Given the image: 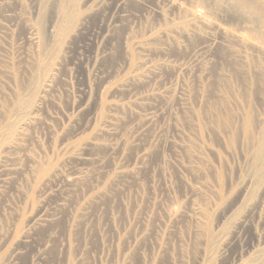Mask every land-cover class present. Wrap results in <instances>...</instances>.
Instances as JSON below:
<instances>
[{
  "label": "rangeland",
  "instance_id": "obj_1",
  "mask_svg": "<svg viewBox=\"0 0 264 264\" xmlns=\"http://www.w3.org/2000/svg\"><path fill=\"white\" fill-rule=\"evenodd\" d=\"M193 1L0 0V264H247L264 249V180L240 193L259 148L199 123L225 99L240 128L249 107L264 128V69L247 66L264 46L232 4ZM182 6L201 18L185 31ZM220 46L262 80L252 98L218 88ZM195 226L216 236L208 255Z\"/></svg>",
  "mask_w": 264,
  "mask_h": 264
},
{
  "label": "bare ground",
  "instance_id": "obj_2",
  "mask_svg": "<svg viewBox=\"0 0 264 264\" xmlns=\"http://www.w3.org/2000/svg\"><path fill=\"white\" fill-rule=\"evenodd\" d=\"M17 1V0H16ZM60 1V0H59ZM91 1V0H90ZM184 1V0H183ZM189 1H191V0H189ZM193 1V0H192ZM195 1H197L198 3H199V8H200V6H201V8H202V6L203 5H200V3H202V4H207V2H209L208 0H194L193 1V3H195ZM217 1V0H216ZM215 0H214V2H216ZM219 2H223L224 4H226V3H228V4H232L233 6L232 7H234L235 9H238V11H240V12H242V13H244L245 14V16H244V18L246 17L247 18V23L248 24H251V30H249V27H247L246 29L247 30H249L248 31V36H250V39H252V40H254V41H257V40H259L261 43H262V45L264 46V34H262V33H260V28L262 27V26H264V18L261 20V17H263L262 15H256V12L255 11H257V10H253V11H250V9H249V6L251 7V9H253V8H255L257 5H255L254 3H252V2H254V0H245V1H242V2H240L239 4H240V6H236V5H234V3L235 4H238V2H236V1H234V0H218ZM179 2V1H178ZM186 2H188V1H186ZM196 2V3H197ZM197 3V4H198ZM175 4V3H174ZM184 3H182V5H183ZM204 4V5H205ZM209 4V3H208ZM218 5L219 4H221V3H217ZM250 4V5H249ZM257 4H258V0H257ZM262 4H263V2H262ZM178 5V4H177ZM187 5V4H186ZM190 5V4H189ZM222 5V4H221ZM255 7H254V6ZM259 5V4H258ZM184 6H185V4H184ZM188 6V5H187ZM192 6H193V4H192ZM191 6V8H190V6H189V8H190V10H188V7H186V10L183 8V6L182 7H180V16H178V17H180V19L181 20H185L186 22L184 23V28H182V30L184 29V31H185V29H186V27L187 28H190V24L192 23H196V22H193V21H198L199 19L201 20V18L199 17V14L197 13V12H194L195 11V9H194V11L192 10V7ZM197 6V5H196ZM222 6H224V5H222ZM64 7V6H63ZM67 7V6H66ZM175 7H177L176 6V4H175ZM229 7H231V6H229ZM258 7H261V6H258ZM69 8V6L66 8V9H68ZM184 10H183V9ZM195 8V7H194ZM207 8V7H206ZM5 9V8H4ZM65 9V8H64ZM73 9V8H72ZM178 10H179V8H177ZM177 9H176V11H177ZM209 9H212V13H211V11H209V13L208 14H210V15H212L213 14V12H215L217 15H218V13H217V10L218 11H220L218 8H211V7H209ZM222 9V8H221ZM263 10H264V6H263V8H262ZM204 10V9H203ZM259 10V9H258ZM262 10V11H263ZM69 11V13H70V9L68 10ZM206 11V10H205ZM238 11H236V12H238ZM260 11V10H259ZM261 11V12H262ZM38 12V11H37ZM71 12H72V10H71ZM208 12V11H207ZM225 12V11H224ZM223 12V13H224ZM229 13H230V11H228ZM73 13H75V12H73ZM214 13V14H215ZM241 13V14H242ZM257 13H258V11H257ZM71 14V13H70ZM206 14V13H205ZM204 14V15H205ZM215 14V15H216ZM231 14V13H230ZM237 14V13H236ZM73 15V14H72ZM174 15V14H173ZM226 15V14H225ZM228 15V14H227ZM264 15V14H263ZM206 16V15H205ZM209 16V15H208ZM204 17V16H203ZM213 17H214V15H213ZM212 17V18H213ZM215 17H217V16H215ZM227 17V16H226ZM229 17L230 16H228V19H229ZM242 17V16H241ZM210 18H211V16H210ZM210 18H208V20H210ZM218 18V17H217ZM225 18V17H224ZM220 19V18H219ZM242 19V18H241ZM177 20V19H176ZM199 20V22H201ZM217 20V19H216ZM85 21V20H84ZM210 21H212V20H210ZM210 21H208V22H210ZM238 21V20H237ZM207 22V21H206ZM215 22H217V21H215ZM229 22V21H228ZM183 24V23H182ZM196 24H198V23H196ZM203 24V23H202ZM214 24H216V23H214ZM217 24H219V23H217ZM216 24V25H217ZM221 24H222V22H221ZM230 24V23H229ZM235 24H237V23H235ZM234 24V25H235ZM80 25L82 26V24L80 23ZM199 25H201V24H199ZM197 26V25H195V26H197V28H195V29H199L200 28V26ZM205 25H206V23H205ZM240 25V24H239ZM181 26V25H180ZM179 26V27H180ZM189 26V27H188ZM207 26V25H206ZM206 26H204V28H206ZM213 26V25H212ZM212 26H210L209 25V27H212ZM215 26V25H214ZM222 26V25H221ZM227 26V25H226ZM225 26V27H226ZM182 27H183V25H182ZM222 27H224V26H222ZM224 27V28H225ZM232 27V26H231ZM236 27V26H235ZM237 27H238V25H237ZM178 28V27H177ZM181 28V27H180ZM219 28H221V27H219ZM245 28V27H244ZM172 29V28H171ZM201 30H202V26H201V28H200ZM211 29V28H210ZM212 29H214V27L212 28ZM232 29H234V26H233V28ZM236 29L237 28H235L233 31H236ZM241 29V28H240ZM175 30V29H174ZM189 29H187V31H188ZM217 30V29H216ZM242 31L244 30L243 28L241 29ZM181 31V30H180ZM197 31V30H196ZM203 31V30H202ZM219 31V30H218ZM222 32H223V29L221 30ZM208 32V31H207ZM206 32V33H207ZM226 32V31H225ZM224 32V34L226 35V33ZM228 32V31H227ZM237 32V31H236ZM238 32H240V31H238ZM178 34H180L179 32H177ZM195 33V32H194ZM199 34L201 33L200 32V30H199V32H198ZM203 33V32H202ZM205 33V34H206ZM218 33V32H217ZM220 33V32H219ZM231 33V32H230ZM181 34H182V32H181ZM190 33H188L187 35H189ZM192 34V33H191ZM209 34V33H208ZM224 34L222 33V40H221V42L219 41V40H217V42L219 41L220 43H222L224 40L223 39H226L227 38V36H228V34L226 35V36H224ZM232 35H230V36H232L233 37V35H234V32L233 33H231ZM175 35H177L176 33H175ZM193 35V34H192ZM210 35H212V33L210 34ZM235 35H237L236 33H235ZM240 35V34H239ZM194 36V35H193ZM192 36V37H193ZM215 36V35H214ZM195 37V36H194ZM193 37V38H194ZM203 37H204V35H203ZM208 36H206V38H207ZM210 37V36H209ZM213 37V35L210 37V38H212ZM216 37V36H215ZM236 37H238V36H236ZM245 37V36H244ZM196 38V37H195ZM231 38V37H230ZM230 38H228V40L230 39ZM235 37H233V39L232 40H236V39H238V38H235ZM182 39V38H181ZM209 39V38H208ZM214 38H212V40H213ZM216 39V38H215ZM230 39V40H231ZM240 39V38H239ZM206 40V39H205ZM211 40V39H210ZM210 40H208V41H210ZM211 40V41H212ZM227 40V39H226ZM226 40H225V42H223L225 45H222V46H228L229 45V47L230 48H232L233 47V45H232V47H231V45L230 44H226L227 42H226ZM242 40L244 41V44L247 42L246 41V39H243L242 38ZM242 40L240 39V41H241V43H242ZM186 43V42H185ZM192 43H198V41H193ZM208 43V42H207ZM230 43H231V41H230ZM234 43V42H233ZM232 43V44H233ZM248 43H250L249 41H248ZM252 43V42H251ZM250 43V45H252ZM210 44H212V43H210ZM209 44V45H210ZM206 45V44H205ZM218 45V44H217ZM238 46H241V44L240 45H237V48H238ZM242 46H243V44H242ZM196 47V46H195ZM236 46H234V48H235ZM244 47V46H243ZM207 48H208V46H207ZM209 48H210V46H209ZM214 48H216V46H214ZM227 48V47H226ZM229 48V49H230ZM234 48H233V50H234ZM236 48V49H237ZM245 48V47H244ZM243 48V49H244ZM249 48L251 49V51L252 52H254L255 54H252L251 53V51H250V54L251 55H255L256 57H257V59H258V64H256V62L254 61L255 60V58L256 57H252L251 56V58H250V64H247V66L249 65V67L251 66V68H252V65L255 67V66H260V67H262V70L264 69V48L263 47H258V46H256V45H252V46H249ZM202 49V48H201ZM239 49H241V52H242V47H240ZM227 50V49H226ZM226 50H224V49H222L221 48V46H220V49L218 50V51H216V53L218 54V57L217 58H219L220 59V63H219V65H218V67H217V69H215V70H213V77L215 78V80H218V82L220 83V85H219V89L222 91V89L224 88V90H228V92L230 91L231 92V86H230V82H235V83H237V85L239 84L240 86H239V92H237V90L235 89L234 91H236L237 92V94H239L238 96H240L241 94L240 93H247V94H249L250 93V95H249V97H251V95L252 96H254V91H256V88L258 87V85H259V82H261L262 83V80H260V78H259V76H256V73L253 71V69H251V68H249L248 70L246 69V68H248V67H242V68H244V70H246L247 71V73L242 69H240L241 67H240V64H241V62H239L238 61V59H236L237 57H238V55H241L242 54V57L244 56L243 55V53H241V54H239L238 52H237V50H236V52L238 53V55H237V57L235 58L234 56L233 57H231L229 54H227L226 53ZM245 50H247V49H244V51L243 52H245ZM231 51V50H230ZM235 51V50H234ZM247 51H249V50H247ZM214 52V51H213ZM236 52H235V56H236ZM229 53V52H228ZM247 53V52H246ZM204 54V53H203ZM231 54V53H230ZM245 54V53H244ZM248 54H249V52H248ZM249 54V55H250ZM196 55V54H195ZM210 55V54H209ZM215 55V54H214ZM202 56V55H201ZM213 56V55H212ZM216 56V55H215ZM248 56V55H247ZM214 57V56H213ZM212 58V57H211ZM247 58V57H246ZM246 58H245V60H246ZM214 59H215V57H214ZM242 59H244V58H242ZM136 60V59H135ZM138 60V59H137ZM209 60H211V59H209ZM216 60V59H215ZM240 60V59H239ZM248 60V59H247ZM205 61V60H204ZM244 61V60H243ZM242 61V62H243ZM193 62V61H192ZM244 62H246V61H244ZM204 63V62H203ZM247 63H249V62H247ZM246 64V63H245ZM136 65V64H135ZM137 65H138V63H137ZM209 65V64H208ZM244 66H246V65H244ZM207 67V66H206ZM240 67V68H239ZM208 68V67H207ZM261 70V69H260ZM209 71V70H208ZM216 71H218V72H216ZM259 73V72H258ZM262 73V72H261ZM264 73V72H263ZM261 76V75H260ZM210 77V76H209ZM212 77V78H213ZM262 77V76H261ZM211 78V79H212ZM209 79V78H208ZM263 79V78H262ZM260 80V81H259ZM208 83V82H207ZM209 84V83H208ZM263 84H264V82H263ZM262 84V87H264V85ZM205 85V84H204ZM211 85V84H210ZM210 85H209V87H210ZM260 86V85H259ZM193 87V86H192ZM201 87H203L204 88V86H201ZM208 86L207 87H205V88H209ZM220 87H223V88H220ZM203 88H202V90H203ZM234 88V87H233ZM238 88V87H237ZM199 89V90H198ZM198 89H196V90H198L199 92H200V88L198 87ZM210 89V88H209ZM217 89V88H216ZM260 89H261V86H260ZM264 89V88H263ZM22 90V89H21ZM219 90V91H220ZM233 90V89H232ZM26 91V90H25ZM197 91V92H198ZM207 90L205 89V92H206ZM233 91V92H234ZM263 91V90H262ZM261 90H260V92H262ZM194 92V91H193ZM203 92V91H202ZM23 93V92H22ZM217 93V92H216ZM224 93V92H223ZM223 93H221V95H224V96H227V94L225 95V94H223ZM236 93H233V95L232 96H236L235 95ZM258 94H259V92H258ZM262 94V93H261ZM24 95H26V94H24ZM23 95V96H24ZM205 95H208V94H206L205 93ZM218 95H220V93L218 94ZM217 95V96H218ZM220 95V96H221ZM229 95V94H228ZM257 95V94H256ZM22 96V95H21ZM22 96V97H23ZM214 96H215V94H214ZM238 96H236V98L238 97ZM219 97V96H218ZM241 97V96H240ZM262 97V96H261ZM260 97V98H261ZM264 97V96H263ZM26 98V97H25ZM220 98V97H219ZM225 98V97H224ZM227 98V100H228V98H229V100H231V98H230V96L228 97H226ZM235 98V99H236ZM248 97H246V99H247ZM252 98V97H251ZM21 99V98H20ZM24 99V98H23ZM214 99V98H213ZM234 98H232V100H233ZM242 98H240V100H241ZM248 99H250V98H248ZM18 100H19V97H18ZM237 100V99H236ZM237 101V103L238 102H241V101ZM251 100V99H250ZM20 101V100H19ZM22 102H24V101H26V100H21ZM36 101V100H35ZM215 101H217V100H211L210 98H207V106L205 107V109H203V110H200V114H199V123H200V127H201V131L202 132H209V127L211 126V124H214V125H216V126H214V125H212L214 128L215 127H218V128H216V130H218L219 132L221 131L222 133H224V131H226L227 133H228V131L230 132V133H228L229 135V142H230V144H237L236 142H237V140L239 139V133H240V131L242 130L243 131V133L245 134V138H246V140H247V143L248 144H252L253 146H254V149L256 148H259V150H261L260 151V155H258V151L257 150H255V151H257V152H255V153H257V158H256V154L254 153V151H253V158L251 159H248L249 160V162H248V160H247V162H248V168H246L245 169V176H247V179L248 178H250L251 177V182L252 183H250V186L248 187V189H246L247 188V186H246V180L247 179H245V181L243 182V184H241L242 185V190L240 191V193H241V196H243L244 198H248V194L249 193H251L250 194V199H248V200H252V199H254V198H256V197H253L252 198V196H255V190L257 189L256 187L258 186V184H259V186H260V182L261 181H263L264 180V131H263V129L264 128H262V124L261 125H259L258 126V124H256V123H258V122H256L255 121V117H254V114H256V113H254V112H252V110L250 109L251 107H249L248 109H246L245 111H246V113H244V114H242L243 116V119H241V122H242V120H243V123H242V125H241V128H240V124H238L237 122H236V120H237V118L239 117H237L236 116V114H238L237 112H236V114L233 112V108L231 109V107H235V106H237L238 104L237 103H234V104H237V105H233V106H231V107H229L228 106V104L231 102H229V101H225V99H222V100H219V102H218V104L217 103H215ZM254 101V100H253ZM227 102H229V103H227ZM233 102H235V101H232V104H233ZM248 102H251V101H249L248 100ZM215 103V104H214ZM255 103V102H254ZM21 105H22V103H20ZM217 104V106H215ZM240 105H242L243 104V101H242V104L241 103H239ZM247 104V103H246ZM251 104H253V102L251 103ZM248 105V104H247ZM250 105V104H249ZM24 106V105H23ZM255 106V105H254ZM253 106V107H254ZM248 107V106H247ZM241 108V107H240ZM257 107H255V109H256ZM264 108V107H263ZM262 108V109H263ZM202 109V108H201ZM241 109H243V108H241ZM240 109V110H241ZM235 110H236V107H235ZM237 110H239L238 109V106H237ZM244 110V109H243ZM254 110V109H253ZM256 111V110H255ZM258 111V110H257ZM199 113V112H198ZM240 113H242L241 111H240ZM262 113H264V112H262ZM261 114V113H260ZM257 115V114H256ZM34 116V115H33ZM191 117V116H190ZM240 117H241V115H240ZM32 118V117H31ZM187 119V118H186ZM236 119V120H235ZM240 119V118H239ZM257 120V119H256ZM240 122V123H241ZM194 124V123H193ZM261 126V127H260ZM263 126H264V123H263ZM8 127V126H7ZM259 128L260 129V134L258 135L256 132L257 131H255L256 130V128ZM21 132V131H20ZM256 134V135H255ZM202 137H203V135H202ZM205 137V136H204ZM203 137V138H204ZM193 138V137H192ZM199 139V138H198ZM206 139V138H205ZM209 139H211L210 137H209ZM208 139V140H209ZM200 140V139H199ZM204 140V139H203ZM207 140V139H206ZM210 141V140H209ZM186 142V141H185ZM200 142H202V141H200ZM208 142V141H207ZM210 142H212L213 143V139H211V141ZM241 142V141H240ZM194 143V142H193ZM195 143L196 144H198L196 141H195ZM209 143V142H208ZM184 144V143H183ZM199 145V144H198ZM201 145H202V143H201ZM204 145V144H203ZM209 145H210V143H209ZM213 145V144H212ZM241 145V144H240ZM252 145H250L251 147H252ZM193 146V145H192ZM243 146V145H242ZM194 147H198V146H194ZM201 146L199 145V148H200ZM206 147H207V145H206ZM217 147V146H216ZM248 147V146H247ZM205 148V147H204ZM201 149H202V147H201ZM201 149H200V151H201ZM250 149V148H249ZM248 149V150H249ZM203 150V149H202ZM194 151H196L195 150V148H194ZM193 150H192V152H194ZM198 151V150H197ZM199 151V152H200ZM198 152V153H199ZM202 152V151H201ZM200 152V153H201ZM204 152V151H203ZM202 152V153H203ZM245 152V151H244ZM195 153H197V152H195ZM249 153H251V152H249ZM190 154V153H189ZM191 154H193V153H191ZM252 154V153H251ZM197 155V154H196ZM249 155V154H248ZM203 156V155H202ZM189 157V156H188ZM199 157H201V156H199ZM184 158V157H183ZM184 160V159H183ZM246 162V163H247ZM186 164V163H185ZM192 164V163H191ZM246 165V164H245ZM183 166V165H182ZM4 168V167H3ZM185 168V167H184ZM204 171V170H203ZM191 172V171H190ZM205 172V171H204ZM207 172V171H206ZM223 180V179H222ZM224 180H225V178H224ZM264 182V181H263ZM261 184H262V182H261ZM263 185H264V183H263ZM245 189V190H244ZM253 189V191H251ZM249 191H251V192H249ZM261 191V190H260ZM257 193H259V192H257ZM256 193V194H257ZM254 194V195H253ZM240 196V197H241ZM257 196H259V195H257ZM243 197H242V200H243ZM252 198V199H251ZM258 198V197H257ZM241 199V198H240ZM263 199V198H262ZM136 200V199H135ZM242 200H241V202H242ZM256 200V199H255ZM244 201V200H243ZM262 201V200H261ZM263 201H264V199H263ZM252 202H254V201H252ZM264 204V203H263ZM237 206V205H236ZM209 214V213H208ZM235 215V214H234ZM199 225H200V223H199ZM207 225V224H206ZM195 227H197V226H195ZM203 227H205V226H203ZM198 228H200L199 229V232L196 234V236H195V241H196V243L195 244H193L194 246H196V244L198 245L199 244V246L201 245V246H203V247H205V252H204V254L205 255H208V253H209V250H208V242L210 243V242H212L213 241V239H216V236L215 235H213L210 231V233L208 232V229H205V228H201V227H197V229ZM211 228V227H210ZM216 234V233H215ZM217 235V234H216ZM206 237V239H207V243H206V241H205V239L204 238H202V237ZM174 239V238H173ZM202 239V240H201ZM161 240V239H160ZM194 241V242H195ZM169 242V241H168ZM163 244V243H162ZM180 245V244H179ZM200 248V247H199ZM185 249V248H184ZM195 249V248H194ZM182 250V249H181ZM157 251V250H156ZM185 251V250H184ZM194 252V251H193ZM259 253V255L258 256H256L255 255V257H253L250 261H248L249 263H247V264H264V258H262L263 256H264V249H262V251H261V253H260V251L258 252ZM196 254V253H195ZM207 258V257H206ZM246 263V262H245Z\"/></svg>",
  "mask_w": 264,
  "mask_h": 264
}]
</instances>
